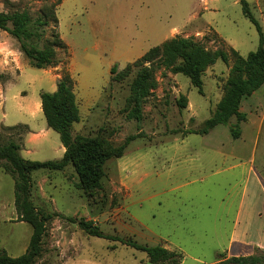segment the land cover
<instances>
[{
  "label": "rangeland",
  "instance_id": "rangeland-1",
  "mask_svg": "<svg viewBox=\"0 0 264 264\" xmlns=\"http://www.w3.org/2000/svg\"><path fill=\"white\" fill-rule=\"evenodd\" d=\"M56 1L0 0V11L27 10L36 19L45 4ZM246 1L264 31V0ZM56 12L59 24L41 28L39 46L55 31L65 43L50 67H57L53 73L61 78L72 74L76 82L82 118L73 125V135H102L115 145L129 135L137 138L124 156L106 162L102 188L93 192L77 187L73 166L33 172L32 200L54 214L37 264H152L145 251L92 236L66 217L91 220L109 235L177 250L181 264H215L220 253L239 255L243 249L231 237L247 172L242 166L230 169L244 160L231 153L253 151L256 167L264 172V128L254 149L249 140L234 139L228 125L210 136L189 132L211 116L222 98L229 65L219 59L206 69L203 93L188 76L159 69L140 121L127 116L137 69L121 82L110 78L114 65L125 68L174 28L180 30L176 35L192 36L209 49L233 47L246 56L258 48L260 36L241 0H62ZM0 34V51L6 54L0 63V144L14 140L26 159L58 160L64 155L60 135L48 128L43 110H35L42 91L57 88L49 68L33 67L19 41L7 31ZM254 94L244 101L245 109L260 120L264 85ZM182 96L188 108L179 106ZM236 123L233 118L231 124ZM171 185L180 187L169 191ZM32 234V225L19 220L15 179L0 167V248L20 256Z\"/></svg>",
  "mask_w": 264,
  "mask_h": 264
},
{
  "label": "trees",
  "instance_id": "trees-1",
  "mask_svg": "<svg viewBox=\"0 0 264 264\" xmlns=\"http://www.w3.org/2000/svg\"><path fill=\"white\" fill-rule=\"evenodd\" d=\"M241 2L244 14L255 24L260 36L258 48L246 56L233 47L230 51L212 50L192 36L177 35L152 47L134 62L128 63L125 68L119 69L118 65L111 68L110 82H121L128 78L134 69H137L127 98V106L130 107L127 114L129 118L142 120L143 107L151 90L156 87L155 75L159 69H169L175 75L182 73L188 76L192 84L199 89L200 93H203L204 72L217 60L222 59L230 67L224 94L211 116L198 129L189 132L205 135L216 126L223 124L229 126L234 139L241 137V125L248 119L247 114L241 110V104L245 98L253 95L264 85L263 27L253 14L249 2L246 0ZM61 3L62 0H57L55 3L45 4L42 14L36 19L27 10L0 11V29L7 31L19 41L22 52L33 67L44 69L52 66L57 60V50L65 46L60 33L56 31L53 32L51 41L45 39L44 46H39L44 37L41 28L50 23L58 26L56 9ZM74 81V78L66 72L58 81L56 91H44L40 94L47 125L59 133L65 147L62 158L48 161L30 160L22 156L21 145L14 140L0 144V167L15 179V205L19 220L26 221L33 227V234L26 252L13 257L0 248V264H37L45 252L44 238L48 235V223L54 214L39 209L32 200L34 171L42 169L63 171L68 166H73L79 178L77 187L93 192L102 188L106 162L110 158L124 156L127 146L137 138V135H129L121 144L115 145L108 137L102 135L88 136L80 133L74 136L73 125L81 120ZM178 104L181 108H186L188 98L182 96ZM233 118L237 120L236 124H231ZM66 218L77 222L92 236L120 241L124 245L145 251L152 264L182 263L183 255L177 250L169 249L161 244H142L133 239L106 234L91 220ZM215 264H264V250L256 248L253 254L239 256H227L226 253H220Z\"/></svg>",
  "mask_w": 264,
  "mask_h": 264
},
{
  "label": "crops",
  "instance_id": "crops-1",
  "mask_svg": "<svg viewBox=\"0 0 264 264\" xmlns=\"http://www.w3.org/2000/svg\"><path fill=\"white\" fill-rule=\"evenodd\" d=\"M179 31L180 30L174 28L172 30L170 36L167 39H165L164 41H166L172 37L177 36L175 33H179ZM197 31H199V30H197ZM1 37H4L3 34L2 35L0 34V38ZM185 37H188V36H185ZM10 39L12 41V38H10ZM164 41H162V42H164ZM157 45H159V44H157ZM5 56H6V54L4 52L0 51V63L5 58ZM134 61H132V62H134ZM48 68H49L48 72L51 74V77H52L51 79L53 80V83H55L54 86L58 87V81L61 78V75L59 73H53V69H55L57 71V67H48ZM10 69H12V68H10ZM10 69H8V70L5 69V70L8 71L7 73L11 76V78H13L12 77L13 73ZM5 70H3V71H5ZM5 83L2 84L1 87H3L5 85ZM75 84H76V82H75ZM56 90H57V88L54 91H56ZM54 91H52V92H54ZM42 92H44V91H42ZM76 94H77V92H76ZM255 96H256V94H253L250 97L245 98L241 104V110L247 114L248 119L246 121H244L241 125L242 126V135L240 138L241 139L243 138L246 141L249 140L250 142H252L253 143V149H254V145L259 144V141L261 138V133H262V130L264 128V118H261L260 120H255L254 118H252L249 111L245 109V104H244L245 102L244 101H248V99L253 100V98ZM189 106L190 105H188L187 108ZM40 109L42 110L41 99H40V102L36 103V105H35L36 111H41ZM80 115H81V109H80ZM81 118H82V115H81ZM220 125H222V124H220ZM220 125L216 126L210 133L205 134V135L210 136L214 131H216L217 127H219ZM2 126H7V125H2ZM46 131H48V130L46 129ZM62 149L65 152L64 146H62ZM231 155L234 156L235 158H239L242 160L244 159V160L230 165V169L232 170L234 168L242 166L245 168V171L247 172L246 177H245V182H244V186H243L241 199L239 201L238 208L236 211L235 222H234L231 240L233 241L234 244H236L238 246V248L243 249V250H240L241 253L239 255H250V254H253L255 252L256 248H260V249L264 250V172L260 171L256 167L255 156H254L255 154L253 153V151L252 152H242L240 154L231 153ZM179 187H180V185H171L168 190L173 191V190L178 189ZM227 254H229L231 256H239V255H235L236 253L232 254L229 252Z\"/></svg>",
  "mask_w": 264,
  "mask_h": 264
}]
</instances>
